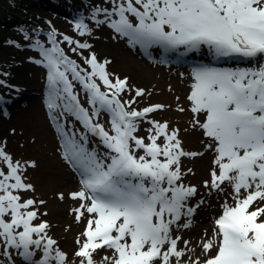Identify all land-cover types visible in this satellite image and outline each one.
<instances>
[{
	"label": "snow or ice",
	"instance_id": "snow-or-ice-1",
	"mask_svg": "<svg viewBox=\"0 0 264 264\" xmlns=\"http://www.w3.org/2000/svg\"><path fill=\"white\" fill-rule=\"evenodd\" d=\"M89 19L150 60L159 50V63L190 67L192 127L214 154L204 186L231 187V203L224 200L212 237L201 243L203 259L184 261L182 238L174 233L192 226L205 201L190 206L197 188L183 183L182 158L203 153L185 151L178 128L148 119L164 105L133 107L146 92L110 72V60L95 52L84 66L71 59L53 27L50 46L37 38L32 47L42 57L35 63L46 69L45 106L58 151L78 178L69 196L80 201L76 221L87 214L84 239L76 241L74 260L56 247L46 221L34 223L46 215L36 207L45 201L23 194L35 191L25 182V165H38L14 160L0 141V255L10 264L16 256L21 264H264V0H103ZM73 25L81 37L93 34L83 14ZM62 40L73 52L92 47L68 35ZM229 62L236 66H221ZM7 102L0 96V104ZM142 122L150 125L147 143L137 135Z\"/></svg>",
	"mask_w": 264,
	"mask_h": 264
},
{
	"label": "rangeland",
	"instance_id": "rangeland-1",
	"mask_svg": "<svg viewBox=\"0 0 264 264\" xmlns=\"http://www.w3.org/2000/svg\"><path fill=\"white\" fill-rule=\"evenodd\" d=\"M109 6V5H106ZM15 8V13H18ZM23 9H19L22 12ZM64 18V14L59 13ZM54 28L65 32L74 40L87 42L92 45L91 49L71 51L74 45H68L67 55L83 65V58L89 55V52H95L98 59L110 60L108 70L121 78L128 77L129 83L133 89L142 88L146 94L139 97L138 103L133 107L142 109L143 107L155 104H161L165 107L149 114L148 119L161 123L167 122L169 130L179 129L180 139L185 151L203 153L196 157H183L181 170L184 173L183 183L197 188V195L189 201L190 206H195L200 200L205 202L196 209L195 214L190 218L192 226L189 228H180L174 235H184L183 241H188L187 247L181 244L179 249H187L191 252L201 250L200 245L203 241L211 238V228L215 227V218L221 212V204L225 199L231 203V187H226L224 192H218L213 189L205 188L204 182L210 181V171L213 168V153L204 147L205 138L200 130L192 127L193 114L190 110V102L187 96L190 92V70L179 68L172 63H159V60H150L142 56V53L131 51L126 43L123 45L120 38L115 37V33L106 25H101L93 29L91 36L81 37L65 21L51 19ZM7 25L6 19L0 20V26ZM98 30V32L96 31ZM82 52V55L80 54ZM145 61V62H144ZM230 63V62H229ZM227 63L235 67V63ZM244 66V65H241ZM33 72H35L33 70ZM183 74V75H182ZM43 78V75L40 76ZM42 83V82H40ZM43 87V84H41ZM41 87V88H42ZM134 96V91L122 95V99H130ZM44 100L45 94L41 96ZM84 97V96H83ZM29 100V101H28ZM27 102L20 106V111H14L9 118L2 117L0 121V141L6 145V151L11 154L14 160L35 161L36 168H27L25 173V182L31 183L35 191H29L23 194L24 199L34 198L37 201L43 200V205L37 204L39 218L34 223L46 221L49 224L48 235L57 241L56 247L65 252L72 259L77 250V239L83 240L82 233L87 223L86 217L81 218L80 222L75 219L74 209L79 207L80 201L72 200L69 193L76 191L78 181L69 174L66 165L61 160L58 151L57 136L52 130L48 118L47 109L43 107L40 95L35 92L29 95ZM86 100V97H84ZM184 108L185 111H179ZM13 119V120H12ZM108 117L105 115L102 122L105 127H110ZM150 125L142 122L138 136L145 137L147 143L146 129ZM187 129V131H185ZM14 130V131H13ZM163 143V137L158 141ZM191 169V171H189ZM69 182L70 184H68ZM224 187V186H222ZM64 194V199H59V194ZM210 203L215 206L216 211H210ZM215 203V204H213ZM103 254V253H102ZM97 261L100 256L95 257ZM189 258L184 257V261ZM183 264V261H182Z\"/></svg>",
	"mask_w": 264,
	"mask_h": 264
},
{
	"label": "trees",
	"instance_id": "trees-1",
	"mask_svg": "<svg viewBox=\"0 0 264 264\" xmlns=\"http://www.w3.org/2000/svg\"><path fill=\"white\" fill-rule=\"evenodd\" d=\"M102 3L103 0H0V20L6 19L8 22L0 26V81H3L0 95H9L14 91L10 86L30 87L34 83V65L29 62L31 54L27 46L38 38L37 27L43 26L51 31L53 26L48 17L61 12L76 18L83 14L85 21H88L91 7ZM15 8H18V13L14 12ZM19 9L23 11L19 12ZM51 10L54 13L46 14ZM57 33V36L61 35ZM25 34L28 39H25Z\"/></svg>",
	"mask_w": 264,
	"mask_h": 264
},
{
	"label": "bare ground",
	"instance_id": "bare-ground-1",
	"mask_svg": "<svg viewBox=\"0 0 264 264\" xmlns=\"http://www.w3.org/2000/svg\"><path fill=\"white\" fill-rule=\"evenodd\" d=\"M68 184H70L69 182H67ZM213 204H215V203H213ZM209 208H210V211H211V209L212 210H214V211H216V208H215V206L214 205H212L211 203H210V205H209ZM212 212V211H211ZM212 232H213V227L211 228V237H212ZM182 239H181V244H182V241L184 240V235H182V237H181ZM179 247H181V245L180 244H178V248ZM201 249V248H200ZM184 251L186 252V258L188 257H190L191 258V260H196L198 257L199 258H201V259H203V257H201L200 256V253H201V250H198V252H191L190 251V248H189V250H187V249H184Z\"/></svg>",
	"mask_w": 264,
	"mask_h": 264
}]
</instances>
